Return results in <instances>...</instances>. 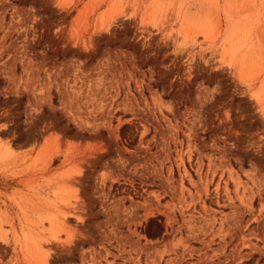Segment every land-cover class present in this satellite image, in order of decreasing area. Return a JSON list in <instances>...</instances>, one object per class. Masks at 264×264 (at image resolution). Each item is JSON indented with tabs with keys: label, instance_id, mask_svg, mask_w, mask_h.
<instances>
[{
	"label": "rangeland",
	"instance_id": "1",
	"mask_svg": "<svg viewBox=\"0 0 264 264\" xmlns=\"http://www.w3.org/2000/svg\"><path fill=\"white\" fill-rule=\"evenodd\" d=\"M0 264H264V0H0Z\"/></svg>",
	"mask_w": 264,
	"mask_h": 264
},
{
	"label": "trees",
	"instance_id": "2",
	"mask_svg": "<svg viewBox=\"0 0 264 264\" xmlns=\"http://www.w3.org/2000/svg\"><path fill=\"white\" fill-rule=\"evenodd\" d=\"M127 126L128 125H123L120 129V134L124 140H125L124 128ZM148 223H149V227H148V230L146 232L148 233V235L150 237L154 238V237H158L162 234V232L164 230V226H163V223L161 221L160 216H155V217L149 218Z\"/></svg>",
	"mask_w": 264,
	"mask_h": 264
},
{
	"label": "bare ground",
	"instance_id": "3",
	"mask_svg": "<svg viewBox=\"0 0 264 264\" xmlns=\"http://www.w3.org/2000/svg\"><path fill=\"white\" fill-rule=\"evenodd\" d=\"M229 60H230V58H229ZM229 60H228V61H229ZM223 61H224V60H223Z\"/></svg>",
	"mask_w": 264,
	"mask_h": 264
}]
</instances>
